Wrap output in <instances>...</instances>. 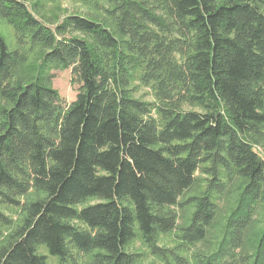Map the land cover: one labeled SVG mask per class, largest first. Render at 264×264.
Returning <instances> with one entry per match:
<instances>
[{
    "label": "trees",
    "instance_id": "16d2710c",
    "mask_svg": "<svg viewBox=\"0 0 264 264\" xmlns=\"http://www.w3.org/2000/svg\"><path fill=\"white\" fill-rule=\"evenodd\" d=\"M54 1L0 0V264H264V0Z\"/></svg>",
    "mask_w": 264,
    "mask_h": 264
},
{
    "label": "rangeland",
    "instance_id": "374dc122",
    "mask_svg": "<svg viewBox=\"0 0 264 264\" xmlns=\"http://www.w3.org/2000/svg\"><path fill=\"white\" fill-rule=\"evenodd\" d=\"M46 11L49 14H46L48 16H52L55 20H60L64 18L67 15L70 14H78L87 16L88 14H94L92 9L83 6L82 4H79L75 2L74 0H55L53 3H48L46 7ZM2 31L6 32V36L9 41L13 42L12 40V32L9 28L2 27ZM38 55V52H33L29 55L30 62H35L36 57ZM52 74L54 75V78L52 80V87L54 90L57 91L59 96L62 99L63 106H67L71 102H73L76 98V95L78 93V87L79 85L77 83H72V75H71V69H64V70H53ZM136 91L135 96L139 99L146 101V102H154V98L152 95V92L149 88L143 87L139 85L138 83L135 84ZM185 110H190V108L185 107ZM196 110V109H193ZM196 177L198 179L197 188H200V190L203 189L204 183H202L201 179H204V176L200 173H196ZM199 186V187H198ZM96 201H89L87 204H93ZM7 214L14 217V211L8 210L6 211ZM178 214V222L177 225L181 224L182 220L187 218V213L183 214L180 210H177ZM178 232L177 230H174L172 233H169L167 235H163L159 237L158 245L164 248H173L178 243ZM126 250L128 252H134V253H142L144 258L142 260V264H159V262L154 259L146 248L143 246L141 239L136 238L127 248ZM194 251V249H190L188 252H185V256H190L191 253ZM40 252L45 254L48 258L49 264H56V260L52 257H49L46 252L43 249H40ZM80 264H89V257L81 256L80 257Z\"/></svg>",
    "mask_w": 264,
    "mask_h": 264
}]
</instances>
